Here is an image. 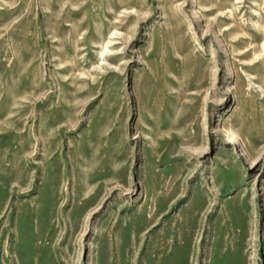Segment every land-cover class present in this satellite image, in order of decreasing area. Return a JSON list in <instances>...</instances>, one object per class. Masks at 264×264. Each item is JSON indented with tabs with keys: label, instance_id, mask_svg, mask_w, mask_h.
I'll return each instance as SVG.
<instances>
[{
	"label": "rangeland",
	"instance_id": "rangeland-1",
	"mask_svg": "<svg viewBox=\"0 0 264 264\" xmlns=\"http://www.w3.org/2000/svg\"><path fill=\"white\" fill-rule=\"evenodd\" d=\"M0 264H264V0H0Z\"/></svg>",
	"mask_w": 264,
	"mask_h": 264
}]
</instances>
